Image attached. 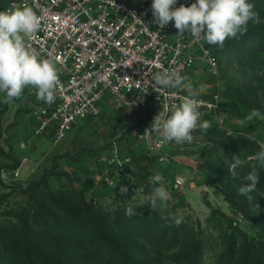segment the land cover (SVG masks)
I'll use <instances>...</instances> for the list:
<instances>
[{
  "label": "rangeland",
  "instance_id": "374dc122",
  "mask_svg": "<svg viewBox=\"0 0 264 264\" xmlns=\"http://www.w3.org/2000/svg\"><path fill=\"white\" fill-rule=\"evenodd\" d=\"M257 24L249 21L244 34L227 38L224 49L219 46L216 72L202 69L186 80L199 97L219 94L215 109L200 111V121L208 120L211 127L206 132L198 127L190 143L170 142L164 156L147 154L145 144L134 137L142 120L108 99L94 122L53 145L50 136L32 135L34 111L44 102L35 89L26 87L12 101L0 91V213L23 203L18 188L44 175L53 189L71 183L81 190L101 216L113 220L115 214H124L129 225L116 226L112 236L136 264H253L241 251L240 236L250 242L264 240V167L249 159L264 144V119L242 123L253 109L264 110V47L246 37ZM113 142L131 159L130 177L122 183L125 194L120 186L112 189L94 178L96 157ZM234 156L244 161L235 176L228 172ZM24 157L28 161L16 179L12 171ZM253 169L259 181L249 200L239 188L251 183L245 177ZM157 173L183 183L178 189L164 185L170 198L152 210L153 189L160 184L149 183V178ZM128 208L137 214L129 218ZM173 215L183 217L175 236L174 222L166 226L162 219Z\"/></svg>",
  "mask_w": 264,
  "mask_h": 264
},
{
  "label": "built area",
  "instance_id": "2783aa9c",
  "mask_svg": "<svg viewBox=\"0 0 264 264\" xmlns=\"http://www.w3.org/2000/svg\"><path fill=\"white\" fill-rule=\"evenodd\" d=\"M195 0H177L190 6ZM152 0H3L1 11L14 5L32 7L41 17V27L27 43L42 59L51 60L59 70L61 86L55 101L43 102L34 111V136H50L53 145L67 138L76 128L94 122L101 103L108 99L115 106L135 112L142 120L135 139L145 144L149 155L164 156L170 144L160 146L159 134L151 130L154 117L181 103L187 90L159 88L152 77L164 70H178L181 76L194 79L202 69L216 72L218 45L190 32L178 35L174 21L164 29L154 22ZM135 13V16H133ZM186 82V81H185ZM198 111L216 107L219 94L199 97ZM170 114V113H169ZM22 158L12 174L19 177ZM130 157L118 142L103 149L94 162L95 180L116 189L129 179ZM163 185L178 189L183 181L163 177Z\"/></svg>",
  "mask_w": 264,
  "mask_h": 264
},
{
  "label": "clouds",
  "instance_id": "9594fccd",
  "mask_svg": "<svg viewBox=\"0 0 264 264\" xmlns=\"http://www.w3.org/2000/svg\"><path fill=\"white\" fill-rule=\"evenodd\" d=\"M176 3L177 0H152V16L159 28L164 29L174 21L178 35L190 32L196 38L203 37L212 45L222 47L227 38H235L238 33L244 34L249 21L260 22L259 14L253 10L255 6L249 0H195L190 6L181 4L174 7ZM40 27L41 17L32 7L14 5L10 10L0 11V91L6 93L8 101L19 98L26 87L35 89L37 99L47 104L55 101L56 90L61 86L59 70L51 60L42 59L27 43ZM152 80L156 90L171 87L188 92V95L182 97L181 103L160 111L153 119L151 130H146L145 134H159L160 146L173 141L176 144L190 143L192 133L198 127L202 132L211 127L208 120L200 121L201 113L198 109L202 102L196 99L191 83H185L187 77L173 69L155 73ZM254 118L264 119V116L259 110L253 109L242 123L251 122ZM249 159H257L264 167V144H261V151ZM243 163L238 156H234L228 172L235 176L237 168ZM163 179L159 173L149 178V183L160 184L153 189L150 204L152 210L157 208L158 201L163 203L170 198L162 183ZM245 180L251 183L240 187L239 192L251 200L249 193L256 190L259 174L253 169ZM119 190L121 194L128 191L124 185ZM136 214L132 208L125 211L129 218ZM162 219H165L166 226H171L169 220L176 226L183 222L182 216L173 215Z\"/></svg>",
  "mask_w": 264,
  "mask_h": 264
},
{
  "label": "trees",
  "instance_id": "16d2710c",
  "mask_svg": "<svg viewBox=\"0 0 264 264\" xmlns=\"http://www.w3.org/2000/svg\"><path fill=\"white\" fill-rule=\"evenodd\" d=\"M249 2L260 22L246 37L264 47V0ZM226 46L227 42L220 49ZM217 52L219 56V45ZM259 111L264 115V110ZM18 190L24 202L0 213V264H136L112 236L116 226L129 225V220L123 222L124 214H115L113 220L101 216L81 190L71 183L53 189L44 175ZM171 231L175 236L178 226ZM240 237L242 253L253 264H264V240L250 242L245 235Z\"/></svg>",
  "mask_w": 264,
  "mask_h": 264
},
{
  "label": "crops",
  "instance_id": "0c3cea01",
  "mask_svg": "<svg viewBox=\"0 0 264 264\" xmlns=\"http://www.w3.org/2000/svg\"><path fill=\"white\" fill-rule=\"evenodd\" d=\"M33 135V134H32ZM34 136V135H33Z\"/></svg>",
  "mask_w": 264,
  "mask_h": 264
}]
</instances>
